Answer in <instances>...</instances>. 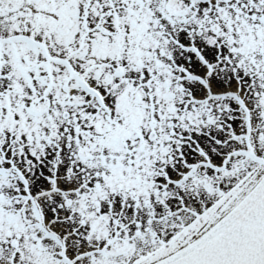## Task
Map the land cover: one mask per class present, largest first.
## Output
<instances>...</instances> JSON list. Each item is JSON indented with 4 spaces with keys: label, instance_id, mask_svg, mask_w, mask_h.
<instances>
[{
    "label": "snow or ice",
    "instance_id": "1",
    "mask_svg": "<svg viewBox=\"0 0 264 264\" xmlns=\"http://www.w3.org/2000/svg\"><path fill=\"white\" fill-rule=\"evenodd\" d=\"M0 264H264V0H0Z\"/></svg>",
    "mask_w": 264,
    "mask_h": 264
}]
</instances>
